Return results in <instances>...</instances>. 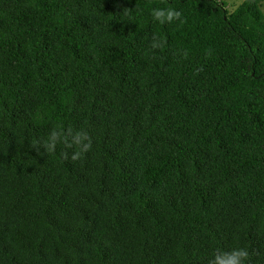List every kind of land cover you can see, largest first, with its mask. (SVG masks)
Segmentation results:
<instances>
[{
    "label": "trees",
    "instance_id": "1",
    "mask_svg": "<svg viewBox=\"0 0 264 264\" xmlns=\"http://www.w3.org/2000/svg\"><path fill=\"white\" fill-rule=\"evenodd\" d=\"M236 247L264 264V0H0V264Z\"/></svg>",
    "mask_w": 264,
    "mask_h": 264
},
{
    "label": "clouds",
    "instance_id": "2",
    "mask_svg": "<svg viewBox=\"0 0 264 264\" xmlns=\"http://www.w3.org/2000/svg\"><path fill=\"white\" fill-rule=\"evenodd\" d=\"M126 15H130L127 11ZM151 16L154 21L161 23H171L173 20H179L181 18V11L172 7L168 8H153L151 11ZM86 139V134L77 132L71 138V143L68 144L70 147L72 144L77 145L79 151L75 152L72 156V159H76L80 152L87 150L89 147L88 143H83ZM57 141H62L67 143L64 138L56 131H53L47 138V140L43 141V146L47 150H52ZM248 258V252L243 247H236L231 249L230 251H223L217 249L212 258L209 260V264H246V260Z\"/></svg>",
    "mask_w": 264,
    "mask_h": 264
},
{
    "label": "rangeland",
    "instance_id": "3",
    "mask_svg": "<svg viewBox=\"0 0 264 264\" xmlns=\"http://www.w3.org/2000/svg\"><path fill=\"white\" fill-rule=\"evenodd\" d=\"M224 2L227 5V9L232 12L234 11L244 0H218Z\"/></svg>",
    "mask_w": 264,
    "mask_h": 264
}]
</instances>
